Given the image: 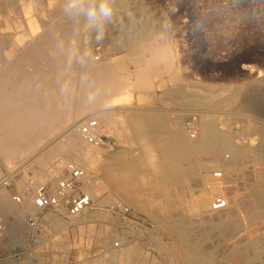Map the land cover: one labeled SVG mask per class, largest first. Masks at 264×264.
<instances>
[{"label": "rangeland", "instance_id": "1", "mask_svg": "<svg viewBox=\"0 0 264 264\" xmlns=\"http://www.w3.org/2000/svg\"><path fill=\"white\" fill-rule=\"evenodd\" d=\"M9 1H12L10 5L7 4ZM114 1L110 0L111 5L115 3ZM67 4L68 0H0V74L8 79L12 78L13 71H6L1 65L9 61L16 62L24 57L27 49L33 47V43L46 34L48 27L53 24L52 21L61 19L70 11H65ZM113 6H111L110 19H102L95 23L86 20L79 29L76 50L80 59L88 57L92 63L121 61L122 68L126 67L117 69L116 83L120 87H117L118 90L116 89L112 94L110 101L99 107L108 111L107 122L105 123V119L100 114L95 117L99 125L97 132L111 134L106 140L104 139L106 144L100 145L88 159H67L70 161L68 163L84 167L87 180L93 174L97 176L98 184L95 188H90L92 208L79 216L91 214L88 216L91 217V221L75 223L72 217L68 219L67 216L56 214V212L54 214L52 210H45L38 215L36 221L38 224L29 226L25 217L27 226L19 230L5 233L0 229V264H93L96 262L97 264H124L108 259L110 252L118 248L111 245L118 240L123 242L120 248L126 246L129 247L127 250H130L133 246L139 247L140 251L137 252V260L133 262L134 264H184L186 258L191 256L200 259L199 261L204 264H246L244 258L232 259L229 244L236 236L227 239L215 228L211 229L207 224L197 221V216L188 208L190 206L184 204L199 192L202 185L209 193V183L204 184L206 180L203 179L202 184L200 174L205 176L215 171L223 173V170L217 166L201 169L196 164L198 161H212L219 155L195 153L190 157L191 163L193 161L192 164H194L191 166L192 173L185 169L183 174L186 177L182 182H173L168 178L162 182L155 178V170L151 163L152 160L163 158V146L155 140L141 138L131 130L133 125L129 121L131 114H137L138 111L145 110L142 107H147L153 110L182 112L179 120L171 116L169 125L172 128L183 125L187 130L189 126H197L200 123V116L196 112H189L193 108L198 110L199 107L189 106L183 102V104L173 103L166 98V95L164 97L165 86L174 85L175 81L170 77L172 73L179 76L183 92L193 89L206 94L218 92L223 95L227 92L223 90L224 87L245 83L254 85L251 86L258 92L264 91V0H123L118 3V6ZM14 14L20 20L15 18ZM144 19H148L149 22ZM144 21L150 25L152 32L150 37L153 40L162 37L167 41L172 58L170 72L165 66L163 70V63L159 62L160 74H154L153 70V76L148 85L141 87L137 85V82L131 85L125 84L128 79L136 81L134 70L138 68L139 63L129 59L132 48L123 42L122 36L142 29ZM15 22L20 25L16 24V26L13 24ZM101 29L102 37L98 39ZM7 38L8 41H6ZM140 42L143 43V40ZM86 52L87 56L84 55ZM145 54L148 56L147 53ZM47 56L52 58L53 55L43 50L41 59ZM27 58L22 66L27 73L34 72L33 69L38 63L29 56ZM64 62L65 60L61 61V66L66 75L69 71L68 63L64 64ZM75 62L78 66L77 59ZM124 70L127 71L126 75L123 73ZM33 79L31 85L37 78L33 77ZM212 89L214 91H211ZM75 95L71 103L65 105L66 107L75 105L77 100ZM263 98L264 92H262ZM245 108L246 106L236 102L232 106L199 109L217 114L214 119L218 129L233 134L234 144L248 146L249 142V145H252L259 140V134L253 130V127L263 126L264 128V110ZM83 115L74 119L77 120ZM87 117L91 118V116ZM177 121H180L178 125ZM198 133V130L192 128L188 135L193 137L191 134L195 136ZM57 136L58 134H55L52 138ZM228 154L224 151L220 153V156L226 158ZM29 157L31 156H26L24 161L19 162L10 157L9 162L6 163L0 153V175L5 176L12 172V169L20 162H28ZM115 161L132 166L135 169V180L121 181L120 176L127 177L128 172H119L114 165ZM236 162L231 168V173L227 174L226 180L221 179L224 181L223 195L225 194L227 199L246 197L257 185V176L262 173L264 175V164L250 153L240 157ZM26 164L28 165L23 173L14 171L11 179L5 183L8 194L19 193L21 184L32 180L34 175L39 178L40 183H49L56 176L63 174L67 162L50 177H46L44 171L38 169L37 163ZM194 169L198 172L197 175H194ZM215 176L221 177V175ZM116 177L118 180L115 179ZM163 188L170 195V200L163 196ZM221 196L214 194L207 199V202L212 204L215 198ZM153 200L164 202L159 206V212L165 217V221L181 218L185 224L193 227L191 235L194 240L200 242L201 250L185 246L178 239L179 236L175 230L170 231L166 223L157 224L148 215L147 207ZM116 201L125 204L131 216L127 215V218L123 219L118 213L112 212L109 208ZM223 213L220 211L217 216L223 218ZM52 214L60 216L63 220H69V226L54 228L48 220H44L51 218ZM239 214L241 217H246L242 210ZM2 216L0 212L1 223ZM134 217L148 224H137ZM73 218L76 220V217ZM8 219L11 220L12 216H8ZM241 222H244L245 227L244 231L241 230L239 233L251 236L262 231L261 229L249 232L246 230L248 227L246 220L243 219ZM261 223L264 221L259 220L258 225ZM202 225L209 227L205 230L209 236L198 235L199 232H204ZM250 264H264V253L253 259Z\"/></svg>", "mask_w": 264, "mask_h": 264}, {"label": "bare ground", "instance_id": "2", "mask_svg": "<svg viewBox=\"0 0 264 264\" xmlns=\"http://www.w3.org/2000/svg\"><path fill=\"white\" fill-rule=\"evenodd\" d=\"M11 2L12 1H9L7 4L10 5ZM114 2L113 5L118 6V3L123 2V0H115ZM15 18L18 17L15 15ZM86 20L87 18L82 12H78L74 9L68 11L61 19H54L53 21L51 19L53 24L48 27L49 30L46 31L44 36H42L43 34L41 35L42 38L33 43V47L27 49V53L24 57L21 59L19 58L16 62L9 61L7 64L1 65L6 71L12 70L13 75L12 78L8 79L3 74H0V153L6 163L9 162L10 157H13L16 162H19L22 160L24 161L26 156H31L28 162L25 161L17 164L15 168L12 169V172L5 176L0 175V212L3 215L1 229L5 233L19 230L25 225L27 226L25 223V213H34V207L29 199L24 198L21 202L17 203L7 192L5 183L7 180L11 179L14 171L23 173L26 165H28L26 163L35 162L39 166L38 169L40 171L43 170L46 177H50L57 173L64 163L70 162L67 160L68 158H73L74 160L88 159L92 152H96L100 145H102L98 142H88L81 133L79 126L90 118L87 116L95 118L99 114L105 119V123L107 122L108 111L99 109V107H101L103 103L110 101L112 94L120 87H118L116 83L118 80L116 78L118 76L117 69L120 70L123 64L121 61L116 63H107L108 61L92 63L88 57H85L88 59H82L83 63H79L77 66L75 58L70 60V52L77 50L79 29L86 23ZM145 21L142 24V29L140 28L131 33L123 34L122 36L123 42L132 48L129 59L139 63L138 68L134 70L136 81L128 79L125 84L128 83L131 85L137 82V85L141 87L148 85L150 78L153 76V70L155 71H153L154 74H160L159 72L161 70L159 71V69L161 67L159 62L163 63V70L166 67L167 71H169L172 58L170 46L167 41L162 37L153 40L152 37H150L152 33L150 25L147 23L149 21ZM13 24L16 25L17 23L15 22ZM142 40L143 43L140 42ZM6 41H8V38ZM43 50L49 51L51 56L53 55L52 58H48L47 56L42 60L41 54ZM145 53H147L148 56ZM27 56L38 63L36 64L37 66L34 67L35 69H33L34 72H29L30 74L27 73L22 66L23 62L28 59ZM64 60L68 63L69 70H67L68 72L65 71L67 72L66 75L63 73V66H61V61L63 62ZM49 61L51 63H49ZM124 68L126 67L124 66ZM124 71L123 73L126 75L127 71ZM85 75L88 79L82 81L81 77ZM33 77L37 79L33 82L34 84L31 85V81L34 80ZM170 77L175 82L171 87L165 86L164 97L166 95V98L172 100L173 103L183 102L186 105L199 108H221L222 106L235 105V103L238 102L241 106H246V108L248 107L256 111L264 110V98L262 99V92L264 91L258 92L255 87H252L254 86L252 84L251 86L245 83L239 86L226 88L223 86V90H227L226 94L223 95L218 92L206 94L193 89L188 92H183L179 76L176 73H172ZM66 81L70 82L71 85V94L69 95H63L60 92L61 84ZM211 91L214 90L212 89ZM74 95L77 98V100L75 99V105H73V107H66L65 105L67 103L69 104V102L71 103V99H73ZM89 95L94 96L92 101L88 100ZM199 108L198 110H193L194 108L189 110V112H196V114L200 116V123L197 126H189L199 131L197 135H192L193 137L188 135L189 127L186 130L183 125H179L177 128H172L167 125L162 126L160 113H153L152 110H150V112L146 110L140 115L131 114L129 121L131 125H133L131 130L136 132L141 138H146L153 134L154 140L159 145L163 146V158L152 160L151 163L155 170V178L162 182H165L166 178L173 182H182L184 177H186L185 174H183L185 169L188 170L190 174L192 173L191 166L194 164H192L193 161L191 163L190 157L195 153L219 155L218 158L212 161H198L196 166L201 169H210L215 166L220 167L223 170V173H220L221 177L215 176L216 171L211 174L208 173L205 176L200 174L202 177L201 183L203 184V179L206 180L204 184L209 183V193L205 191L202 185V188L198 190L199 192L196 193L193 198H190L187 203L185 201L184 204L190 206L188 208L197 216V221L199 220L201 223L207 224L211 229L215 228L227 239L236 236L229 244V247H231L232 259L239 260L240 258H244L245 263L250 264L253 259L264 253V223L258 225L259 220L264 221V175L262 173L257 176V185L242 199H237L236 197L227 199L225 194L223 195V182L226 180L227 174L232 171L231 168L237 159L248 153L264 164V128L263 126L253 127V130L259 134L257 143L255 142V144L249 145V142L248 146L236 145L232 141L233 134L218 129L214 119V116L217 114L214 115V113H209L210 111ZM166 114L163 116H174L180 119V115L183 113L179 110H173L168 111ZM81 115L85 118L81 117L77 120L74 119ZM98 127L99 125L96 127L97 130ZM55 134H58V136L52 138ZM50 139L51 141H49ZM224 151L229 153L226 158L220 156V153ZM14 159L11 158L13 162ZM114 165L119 172H128L127 177L120 176L121 181L128 182L135 180V169L132 166L120 163L119 161H115ZM80 167L84 169L83 166ZM194 171V175H197L198 172L195 169ZM31 179L34 181L30 183L31 185L40 183L39 178L35 175L32 176ZM115 179L118 180L117 177ZM221 179H224V181ZM97 182V176L94 174L88 180L85 177L82 189L90 194V188H95L98 184ZM24 187L25 184H21L19 193L23 194ZM162 190L163 196L169 199L170 195L164 188ZM214 194L222 195L221 197H223L225 201L223 208L213 209L211 202L210 204L207 202V199ZM161 203L164 202L153 200L147 207L148 215H150L157 224L166 223L165 225H167L170 231L175 230L179 236L178 239L185 246L201 250L200 242L194 240L191 235L193 227L185 224L181 218H171L168 222L165 221V217L159 212ZM230 203L232 204L230 205ZM240 210L245 212L246 217L240 216ZM220 211L224 212L223 218L217 216V213ZM52 215L49 221L54 228L60 229L69 226V220L66 221L65 219H61L58 215ZM90 215L91 214H84L82 217H76V220L73 217L72 219L76 221L75 223L78 222L82 224V222L90 220L91 217H88ZM8 216H12V219L9 220ZM243 219L246 220L248 226L246 230H249V232L261 229L262 231L251 236H246L244 235L245 233H239L245 227L243 224L244 222H241ZM208 226H203L204 232H199L198 235H204V237H206V235L209 236L207 231L205 232L206 229H209ZM114 242L111 245L113 247L115 246ZM122 243L123 242H120V244L117 245L118 248L110 252L108 259L124 264H134L137 260V252L140 251L139 247L133 246L130 250H126L123 247L120 248V246H123ZM199 260L194 256L187 257L186 263L184 264H204V262ZM93 264H97V262Z\"/></svg>", "mask_w": 264, "mask_h": 264}, {"label": "built area", "instance_id": "3", "mask_svg": "<svg viewBox=\"0 0 264 264\" xmlns=\"http://www.w3.org/2000/svg\"><path fill=\"white\" fill-rule=\"evenodd\" d=\"M98 122L95 118H89L82 123L79 128L84 138L90 143L106 144L102 134L97 132ZM191 130L192 127H189ZM193 135V134H191ZM63 174L56 176L49 183L43 182L36 185H31L33 179L29 180L24 187L23 194L14 193L12 199L19 203L24 198L31 201L34 207V213H25L26 222L33 226L37 224L38 215L45 210H52L60 215L67 217H79L86 210L92 208V199L88 192L82 189V184L86 177V170L79 165L67 163L64 166ZM215 175H220V172H215ZM213 209H221L225 205L223 197H217L212 202ZM112 212L118 213L123 219L130 215L129 208L120 201L109 208ZM135 222L140 225L148 224L146 221L135 218ZM0 219V229H1ZM120 241L114 242V245H119Z\"/></svg>", "mask_w": 264, "mask_h": 264}, {"label": "clouds", "instance_id": "4", "mask_svg": "<svg viewBox=\"0 0 264 264\" xmlns=\"http://www.w3.org/2000/svg\"><path fill=\"white\" fill-rule=\"evenodd\" d=\"M75 9L78 12H82L88 21L90 23H95L99 20L102 19H110L112 17V7L110 0H68L67 8L65 11L67 12L68 10ZM102 37V29L100 32V35H98V39ZM70 60L72 58L77 59V62L83 63L82 59L77 56V53L75 50L70 52ZM85 56L88 55L86 52L84 54ZM88 77L82 76L81 80L86 81ZM60 92L63 95H69L71 94V85L70 82H64L60 86ZM94 99L93 95H89L88 100L92 101Z\"/></svg>", "mask_w": 264, "mask_h": 264}, {"label": "crops", "instance_id": "5", "mask_svg": "<svg viewBox=\"0 0 264 264\" xmlns=\"http://www.w3.org/2000/svg\"><path fill=\"white\" fill-rule=\"evenodd\" d=\"M142 109H145V110H140V111H136L137 112V115H140V114H142L143 112H145L146 110L147 111H150V110H152L153 111V113H160V118H161V122H162V126H165V125H167V126H169V127H172V126H170L169 125V120L171 119V117H164L163 115L164 114H166L168 111H165V110H153L152 108H147V107H142ZM162 111V112H161ZM139 113V114H138ZM166 115H168V114H166ZM168 118V119H167ZM173 118V117H172ZM175 118V117H174ZM163 120H165V121H163ZM176 120H179V119H176ZM179 122L180 121H177V125L179 124ZM166 123V124H165ZM176 125V126H177ZM101 134L103 135V137H104V139L106 140L107 139V137H109L111 134H108L107 132H105V133H103V132H101ZM153 138V139H152ZM144 139H147V140H154L155 138H154V136H149V137H146V138H144ZM49 218V217H48ZM44 219V220H48V222H50L49 221V219ZM134 245H136V244H134ZM125 247V249L127 250L128 248L126 247V246H124Z\"/></svg>", "mask_w": 264, "mask_h": 264}]
</instances>
